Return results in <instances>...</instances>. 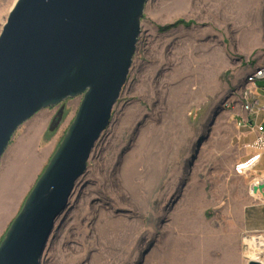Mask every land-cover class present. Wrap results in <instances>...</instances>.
<instances>
[{
	"label": "rangeland",
	"instance_id": "rangeland-1",
	"mask_svg": "<svg viewBox=\"0 0 264 264\" xmlns=\"http://www.w3.org/2000/svg\"><path fill=\"white\" fill-rule=\"evenodd\" d=\"M17 1L0 0V34ZM181 19L192 23L162 29ZM262 54L264 0H147L128 81L42 264H224L248 202L224 104ZM82 99L43 108L14 133L0 162V245ZM255 239L243 238L249 260Z\"/></svg>",
	"mask_w": 264,
	"mask_h": 264
},
{
	"label": "water",
	"instance_id": "water-1",
	"mask_svg": "<svg viewBox=\"0 0 264 264\" xmlns=\"http://www.w3.org/2000/svg\"><path fill=\"white\" fill-rule=\"evenodd\" d=\"M146 3L18 0L11 10L0 34V162L16 130L38 111L83 99L8 229L0 264H42L56 222L128 81ZM252 190L264 192V180Z\"/></svg>",
	"mask_w": 264,
	"mask_h": 264
},
{
	"label": "crops",
	"instance_id": "crops-1",
	"mask_svg": "<svg viewBox=\"0 0 264 264\" xmlns=\"http://www.w3.org/2000/svg\"><path fill=\"white\" fill-rule=\"evenodd\" d=\"M242 114L241 110H233L232 118L238 129L237 139L242 146L240 149L238 162H246L256 153L251 149L243 148V145L252 142L257 137V131L254 127H238L237 120ZM248 181V202L241 209L240 227L238 235H234L232 240H225L227 247L231 248V254L227 256L224 264H245L248 256L246 255V247L244 246L243 238L245 236L255 237L258 241H264V192H255L251 189L253 183L264 180V150L261 152V157L254 166L248 169L244 174ZM246 244V243H245ZM245 248V250H244ZM264 255V254H263ZM257 257V255H255ZM264 264V256L262 259Z\"/></svg>",
	"mask_w": 264,
	"mask_h": 264
},
{
	"label": "built area",
	"instance_id": "built-area-1",
	"mask_svg": "<svg viewBox=\"0 0 264 264\" xmlns=\"http://www.w3.org/2000/svg\"><path fill=\"white\" fill-rule=\"evenodd\" d=\"M246 63L249 67L247 72L241 75L239 82L231 90L229 99L224 104L229 109L241 110L242 114L236 121L238 127L250 126L257 131L255 140L243 145V148L251 149L256 153L251 159L235 166L238 174H244L254 166L264 150V54L258 56L257 59H247ZM254 184L251 185V189Z\"/></svg>",
	"mask_w": 264,
	"mask_h": 264
},
{
	"label": "bare ground",
	"instance_id": "bare-ground-1",
	"mask_svg": "<svg viewBox=\"0 0 264 264\" xmlns=\"http://www.w3.org/2000/svg\"><path fill=\"white\" fill-rule=\"evenodd\" d=\"M255 238V237H254ZM263 242V241H262ZM249 244H251V247H254L256 250H257V252H254L255 254H253V255H257V257H254L253 258V260L255 259V260H261V258H262V256H263V254H264V249L262 250L261 248H262V243L261 242H258V240H254V241H251V243H249ZM165 247L166 246H164V245H162V247L160 248V249H162V251L165 249ZM250 251V250H249ZM255 251V250H254ZM253 252V251H252ZM251 252V253H252ZM172 255V254H171ZM170 254H169V256H167V259H168V261H170V263H171V261L173 260V258H172V256H171ZM252 255V254H251ZM251 260V259H250Z\"/></svg>",
	"mask_w": 264,
	"mask_h": 264
},
{
	"label": "trees",
	"instance_id": "trees-1",
	"mask_svg": "<svg viewBox=\"0 0 264 264\" xmlns=\"http://www.w3.org/2000/svg\"><path fill=\"white\" fill-rule=\"evenodd\" d=\"M192 22L190 21H185V20H178L177 22L173 23V24H170V25H167L165 27H163L162 29L163 30H168L170 28H173V27H176V26H179L180 24H184V25H189L191 24Z\"/></svg>",
	"mask_w": 264,
	"mask_h": 264
}]
</instances>
